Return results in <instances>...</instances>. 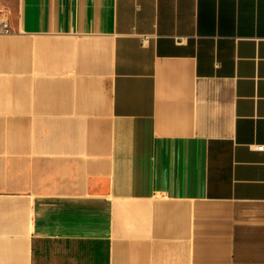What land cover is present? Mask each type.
<instances>
[{"label":"crops","instance_id":"0c3cea01","mask_svg":"<svg viewBox=\"0 0 264 264\" xmlns=\"http://www.w3.org/2000/svg\"><path fill=\"white\" fill-rule=\"evenodd\" d=\"M0 14V264H264V0Z\"/></svg>","mask_w":264,"mask_h":264},{"label":"built area","instance_id":"2783aa9c","mask_svg":"<svg viewBox=\"0 0 264 264\" xmlns=\"http://www.w3.org/2000/svg\"><path fill=\"white\" fill-rule=\"evenodd\" d=\"M10 31L9 23L3 14H0V34H6ZM257 150H264V144L255 145Z\"/></svg>","mask_w":264,"mask_h":264}]
</instances>
